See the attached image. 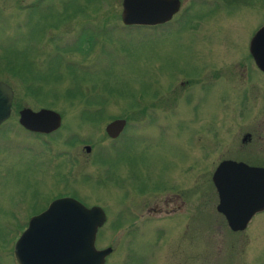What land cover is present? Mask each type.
Returning a JSON list of instances; mask_svg holds the SVG:
<instances>
[{
  "label": "rangeland",
  "instance_id": "obj_1",
  "mask_svg": "<svg viewBox=\"0 0 264 264\" xmlns=\"http://www.w3.org/2000/svg\"><path fill=\"white\" fill-rule=\"evenodd\" d=\"M38 1L0 0V81L14 92L0 126V264H16L12 248L24 223L62 197L106 212L96 240L113 250L106 264H264V213L247 231H229L194 141L199 131L208 150L228 148L235 158L234 133L255 126L260 105L250 93L261 88L238 96L244 85L235 61L244 60L264 7L183 0L167 24L145 27L122 23V0ZM217 62L232 63L236 79L180 86L183 73ZM24 108L58 112L61 127L49 135L24 130ZM116 119L127 125L112 139L105 127ZM148 183L151 193L138 194ZM160 184L185 192L180 211L148 212L172 196Z\"/></svg>",
  "mask_w": 264,
  "mask_h": 264
},
{
  "label": "water",
  "instance_id": "obj_2",
  "mask_svg": "<svg viewBox=\"0 0 264 264\" xmlns=\"http://www.w3.org/2000/svg\"><path fill=\"white\" fill-rule=\"evenodd\" d=\"M180 7V0H122L121 21L125 26L162 25L169 22ZM263 34L264 27L256 38ZM251 54L264 71V53L257 52L252 45ZM13 97L12 88L0 81V126L11 116ZM18 121L30 133L49 135L61 127L62 117L50 109L24 108L19 112ZM125 126L126 120L116 119L106 125L105 132L115 139ZM84 150L89 153L91 147L85 146ZM230 164L241 176L233 177L236 185L219 187L218 210L232 231H242L256 212L264 210V168ZM105 222L101 207H87L72 197L57 198L45 211L30 218L14 246L16 261L18 264H105L112 248L99 250L95 246L97 231Z\"/></svg>",
  "mask_w": 264,
  "mask_h": 264
},
{
  "label": "flooded vegetation",
  "instance_id": "obj_3",
  "mask_svg": "<svg viewBox=\"0 0 264 264\" xmlns=\"http://www.w3.org/2000/svg\"><path fill=\"white\" fill-rule=\"evenodd\" d=\"M182 1L183 0H180L181 6H182ZM227 1H231L234 3H236V2L237 3L238 2L245 3L246 2V0H227ZM256 1L258 2L259 8L264 7V0H256ZM180 9H181V7H180ZM167 23H165V24H167ZM263 27H264V20L262 22H259L258 25L255 27V29L252 31V33L249 35V37L247 39L246 53L244 56L245 57L244 60L242 61V60L238 59L235 61L236 63L233 62V63H235V67L237 66L238 69H240V71L242 69V73L240 75H241L242 80H243L244 88H243V90H240L241 94H238V96L246 97L247 90H252V89L256 90V88H261V90L264 89V84H262V83L259 84L261 86H259L257 84H253V82H256V80L264 81L262 79V77H260V76H264V71L257 66V64H256V62H255V60L251 54L252 45H253L254 49H257V52L264 53V34L262 36L256 38L257 33ZM231 65H232V63H229V62L220 64V65H219V62L210 63V64L204 65V66L201 65L200 67L195 68L193 70L192 74L182 72L183 75H181V77H180V79H178V81L181 79L182 80L184 79L183 80L184 82H182L181 83L182 85H180V86L191 83V84H194L198 87H202V86L204 87L206 85H209V86L212 85V86H216V88H217V84H218L217 82L220 79H223V78L229 79L233 76V74H232L233 69L231 68ZM186 72H188V71H186ZM235 79H236V77H234V80ZM235 89H236V87H235ZM174 90H175V88H173L171 90V92H173ZM261 90L258 91V93H250V96L252 95L254 97L255 101H257L260 105V108H259V110L256 111V115L254 118L255 126H246L244 124L243 126L238 128L239 129L238 132L234 133L236 135L234 138L237 141V143H236L237 146H235L234 151L236 152L237 157H235V158L226 157V153H227L228 148H223L222 150H220L219 153H216L213 148L208 150L206 147V144L204 143L205 145H203V141H202V137H201L200 132L197 131L194 134L195 135L194 141H195V145H196L195 147H196L197 151L202 152V156L200 157V159L203 160L204 162H206V164H209V166L211 167V171H210L209 176H210V183H211L212 188L214 190L211 192V194H214L215 210L222 217V219L224 220V225H226V227L229 229V231L232 234H239V233H243V232L247 231L249 229L251 223L253 222V220L264 213V210L256 212L252 216V218L249 220V222H248V224L244 230L232 231L228 225V222H227L225 216L222 213H220L218 210V208L220 207V204H221L219 187L220 188H222V187L226 188V187H230L231 185H236V181L233 180V177H240L241 176V172H238L237 170L231 168L232 166L230 163L244 164L246 166L254 167V168H264V95L262 93H260ZM189 94H188L187 98H190ZM254 99H252V100H254ZM188 100L191 102L190 99H188ZM188 100L186 99V101H188ZM166 114L168 115L169 113L167 112ZM167 115L165 117V126L169 125V122L171 119V117H168ZM233 119L238 120V121L241 120L239 114L235 115L233 117ZM242 121H244V118H242ZM125 128H126V126H125ZM125 128H124V130H125ZM124 130L121 132L120 135H122ZM204 131L206 132V134L208 136L211 137V140L214 139L215 143H216V135L217 134H215L212 127L207 126V124L205 123ZM120 135L117 138H119ZM207 153H209V155H210L209 157H207L208 156ZM258 156H262L263 159H260ZM197 161L195 160L194 162L197 165H200V162L198 163ZM141 182H139V183L141 184ZM160 185H161V188H163V189L164 188L169 189L170 191L166 192V194H172V196H169L168 198H166L162 206L158 205L157 203L152 205V206H151V204H149L148 212H152L153 215L154 214L160 215L162 213H170V212L175 213L176 211H180L182 205L184 204V202L180 200V196H181L180 194H185V192L181 191V190H176V191H178V192H176V191H174L175 190L174 188H171V186H167V185H163V184H160ZM140 186H143V184H141ZM151 191H152V185L149 184L148 189L144 190L143 188H141V191L138 194H150ZM178 201H180V203H178ZM171 205H172V208H169ZM46 209H47V207L44 208L43 210H41L40 212L33 213L30 218L42 213ZM125 209L128 210L130 215L135 214L134 208L125 207ZM105 215H106V212H105ZM30 218L28 219L27 222L24 223V228L22 230V233L26 230ZM106 218H107V215H106ZM102 227L99 228L97 231L96 240L98 239V235H99V232L102 229ZM20 236H21V234H20ZM95 245H96V241H95ZM14 246H15V244H14ZM14 246L12 248V257H13L15 263L18 264L16 261V258L14 256ZM97 249H100V248H97ZM106 260H107V258H106ZM259 264H262V262H260Z\"/></svg>",
  "mask_w": 264,
  "mask_h": 264
},
{
  "label": "trees",
  "instance_id": "obj_4",
  "mask_svg": "<svg viewBox=\"0 0 264 264\" xmlns=\"http://www.w3.org/2000/svg\"><path fill=\"white\" fill-rule=\"evenodd\" d=\"M42 0H39L37 3H36V5L39 3V2H41ZM107 1H109V0H107ZM83 38V40L85 39L84 37H82ZM85 41V40H84ZM21 69V68H20ZM73 92V94L74 95H81V92L80 91H78V90H75V91H72ZM70 93V92H69ZM70 96H71V94H69Z\"/></svg>",
  "mask_w": 264,
  "mask_h": 264
}]
</instances>
